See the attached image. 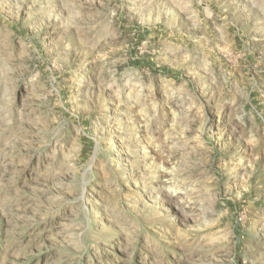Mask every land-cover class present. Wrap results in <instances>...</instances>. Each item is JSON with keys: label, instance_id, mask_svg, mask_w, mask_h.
<instances>
[{"label": "rangeland", "instance_id": "1", "mask_svg": "<svg viewBox=\"0 0 264 264\" xmlns=\"http://www.w3.org/2000/svg\"><path fill=\"white\" fill-rule=\"evenodd\" d=\"M0 264H264V0H0Z\"/></svg>", "mask_w": 264, "mask_h": 264}]
</instances>
